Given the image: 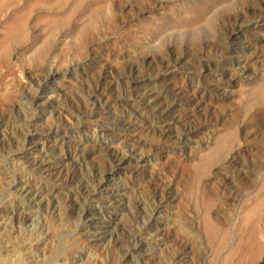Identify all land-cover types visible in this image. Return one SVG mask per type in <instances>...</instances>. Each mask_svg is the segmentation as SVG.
Instances as JSON below:
<instances>
[{
    "label": "rangeland",
    "instance_id": "obj_1",
    "mask_svg": "<svg viewBox=\"0 0 264 264\" xmlns=\"http://www.w3.org/2000/svg\"><path fill=\"white\" fill-rule=\"evenodd\" d=\"M0 264H264V0H0Z\"/></svg>",
    "mask_w": 264,
    "mask_h": 264
}]
</instances>
